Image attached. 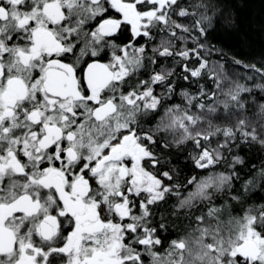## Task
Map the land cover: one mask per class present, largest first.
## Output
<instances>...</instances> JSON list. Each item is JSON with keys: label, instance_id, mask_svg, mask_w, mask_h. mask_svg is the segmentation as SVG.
Wrapping results in <instances>:
<instances>
[{"label": "snow or ice", "instance_id": "snow-or-ice-1", "mask_svg": "<svg viewBox=\"0 0 264 264\" xmlns=\"http://www.w3.org/2000/svg\"><path fill=\"white\" fill-rule=\"evenodd\" d=\"M222 0H0V264H264V58Z\"/></svg>", "mask_w": 264, "mask_h": 264}, {"label": "trees", "instance_id": "trees-1", "mask_svg": "<svg viewBox=\"0 0 264 264\" xmlns=\"http://www.w3.org/2000/svg\"><path fill=\"white\" fill-rule=\"evenodd\" d=\"M230 26L221 27L212 43L222 48L227 62L233 56L245 62H259L264 58V0H222Z\"/></svg>", "mask_w": 264, "mask_h": 264}]
</instances>
